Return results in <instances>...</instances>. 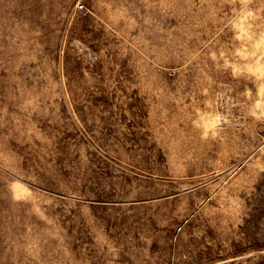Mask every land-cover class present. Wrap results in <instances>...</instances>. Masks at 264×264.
I'll return each instance as SVG.
<instances>
[{
	"label": "rangeland",
	"instance_id": "374dc122",
	"mask_svg": "<svg viewBox=\"0 0 264 264\" xmlns=\"http://www.w3.org/2000/svg\"><path fill=\"white\" fill-rule=\"evenodd\" d=\"M0 264H264V0H0Z\"/></svg>",
	"mask_w": 264,
	"mask_h": 264
}]
</instances>
